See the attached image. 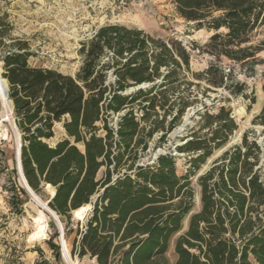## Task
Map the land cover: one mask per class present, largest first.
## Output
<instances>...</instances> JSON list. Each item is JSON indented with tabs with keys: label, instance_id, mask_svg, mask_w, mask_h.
Wrapping results in <instances>:
<instances>
[{
	"label": "trees",
	"instance_id": "obj_1",
	"mask_svg": "<svg viewBox=\"0 0 264 264\" xmlns=\"http://www.w3.org/2000/svg\"><path fill=\"white\" fill-rule=\"evenodd\" d=\"M171 3L195 30L212 33L202 53L213 63L203 73L191 72V54L181 42L120 24L102 25L81 42L82 63L74 77L33 67L27 43L4 44L0 18V47L5 48L0 76L8 85L21 136L23 176L34 194L46 186L55 190L47 206L65 238L73 231L72 213L92 204L82 226L77 223L72 242L71 254L79 259L170 264V242L187 220L174 244V264H264V100L252 121L260 133L244 132L197 178L198 211H193L197 191L190 177L237 131L228 107L201 105L196 112L198 120L174 149L188 159L184 175L176 171L173 151L139 164L154 136L160 134L162 144L198 103L197 84L189 76L247 97L243 84L230 88V76L215 62L238 64L249 74L262 63L257 56L264 51V40L252 44V37L264 28V0ZM141 85L148 87L128 93ZM262 92L264 98V85ZM247 98L254 103L252 95ZM113 115H118L115 127ZM59 122L66 138L50 146L46 141ZM18 192L28 199L24 188ZM57 236L54 230L46 243L53 263L37 249L34 264H62Z\"/></svg>",
	"mask_w": 264,
	"mask_h": 264
},
{
	"label": "rangeland",
	"instance_id": "obj_2",
	"mask_svg": "<svg viewBox=\"0 0 264 264\" xmlns=\"http://www.w3.org/2000/svg\"><path fill=\"white\" fill-rule=\"evenodd\" d=\"M0 18L2 19L1 31L4 34L2 37L4 44L7 46L13 40L27 43L32 54L29 65L54 69L73 77L82 63L78 53L81 42L90 38L98 27L105 24L135 27L154 37L181 42L191 54L190 70L194 74L205 72L213 63L210 55L202 53L212 33L195 30L191 24L181 19L176 14L171 0H0ZM262 40H264V28L253 34L252 44H258ZM3 50L5 48L0 47V54ZM257 57L262 60V63L255 66L254 73L251 74L244 72L245 70L238 64L226 60L215 62L220 66L223 74L230 76L228 80L230 88H233L235 84H243L245 86L243 94L247 97L252 95L255 99L253 104L247 97L233 96L226 89L212 88L205 82L189 76V80L197 84L194 93L199 101L195 108H189L183 116L182 122L188 117L184 130L177 135H172L171 132L160 145L158 143L160 134H156L149 142L148 150L139 158L140 165L151 164L158 155L173 151L176 171L178 175H184L189 168L188 159L185 155L177 154L174 149L183 144L181 138L184 137L187 127L194 126L198 120L196 112L202 109L201 105L212 106L213 110L219 106L228 107L238 129L227 146L216 151L200 170L190 177L193 188L197 191L194 212L199 210L197 178L211 167L213 161L226 148L239 142L244 132H249L251 135L252 132L260 133L261 128L252 125V121L261 112L264 100L262 92L264 51ZM0 72L2 73L1 63ZM207 88L211 89L207 91ZM135 89L130 88L129 90ZM248 106H250L249 110H247ZM180 127L181 124L175 130ZM53 131V138L46 141L50 146L66 138L63 122L56 123ZM17 139L18 133L14 126L13 112L7 114L0 102V264H34L39 259L37 249L42 251L46 260L53 263L52 253L46 243L53 236L54 230L58 234L61 262L68 264L62 252L61 235L57 226L42 206H47L54 189L46 186L39 194L33 193L34 196L27 193L28 199L25 201L18 192V188H23V183L16 169ZM259 142H262V138H259ZM77 147L83 150L82 145H77ZM102 174L103 169L97 177L101 178ZM91 209L92 204H88L73 212L72 233L65 238L62 232L63 239L61 240H64L68 256L74 264H95L94 260L88 257L79 259L71 254L77 223L82 226ZM37 223L46 225L43 238L33 237L38 229ZM61 228L63 231L62 225ZM186 229L187 220L183 223L182 231L170 242L166 255L170 264L175 262L173 251L175 241Z\"/></svg>",
	"mask_w": 264,
	"mask_h": 264
},
{
	"label": "water",
	"instance_id": "obj_3",
	"mask_svg": "<svg viewBox=\"0 0 264 264\" xmlns=\"http://www.w3.org/2000/svg\"><path fill=\"white\" fill-rule=\"evenodd\" d=\"M0 75H1V72H0ZM1 77V76H0ZM2 81H4V83H5V85H6V89H5V95H6V97L8 98V85H7V83H6V81L5 80H3L2 79ZM148 87V85H141V86H138L137 88H136V90H138V89H144V88H147ZM132 91H134V90H129V92L128 93H131ZM8 100H9V102H10V105H11V108H12V112H13V104H12V102H11V100L8 98ZM231 116H233V114H231ZM187 119H188V117H186L185 118V120L182 122V124H181V127L178 129V130H174L173 132H172V135H177V134H179L180 132H182L183 130H184V128H185V126H186V124H187ZM14 126H15V124H14ZM15 129H16V131H17V133H18V151L16 152V169H17V164H18V176H19V174L22 176V179H23V183H24V186H22L24 189H25V191L29 194V195H31L32 196V194H31V192H32V190L29 188V186L27 185V183H26V181H25V178H24V176H23V173H22V169H21V163H20V150H21V145H22V143H21V136H20V134H19V132H18V130H17V128L15 127ZM83 150H84V148H83ZM175 155V154H174ZM31 191V192H30ZM33 193V192H32ZM54 195H55V190H54V192H53V194H52V196H51V199L54 197ZM48 209H49V207L48 206H46ZM50 210V209H49ZM47 211V210H46ZM51 211V210H50ZM48 213H49V211H47ZM54 213V212H53ZM50 214V216L53 218V220H54V222H55V224H56V226H57V229H58V232L60 233V235H61V237L63 238V235H62V228H61V225H60V222L58 221V218H57V216H56V214L54 213V216L51 214V213H49ZM61 237H60V242H61ZM62 243V242H61Z\"/></svg>",
	"mask_w": 264,
	"mask_h": 264
},
{
	"label": "bare ground",
	"instance_id": "obj_4",
	"mask_svg": "<svg viewBox=\"0 0 264 264\" xmlns=\"http://www.w3.org/2000/svg\"><path fill=\"white\" fill-rule=\"evenodd\" d=\"M5 89H6V85L4 83V81H2V78L0 77V102L3 106V109L5 110V112L8 114V113H11L12 112V108H11V105H10V102L8 100V98L6 97L5 95ZM18 151V139H17V143H16V152ZM17 169H18V164H17ZM18 172V170H17ZM19 177L21 179V182L23 183V179H22V176L19 174ZM23 186H24V183H23ZM50 187V186H49ZM31 192V191H30ZM32 196L33 193L31 192ZM53 194V193H52ZM35 198V197H34ZM35 200H37L39 203H41L38 199L35 198ZM47 211H49V213H51L53 216H54V213L52 211H50L45 205H42ZM39 220V219H38ZM43 223V222H42ZM42 223H37V232L33 235L34 238L36 239H39V238H43L45 235H44V230H45V226L42 224ZM61 239H63L61 237ZM63 241V242H62ZM62 242V252L64 253V257H65V260L68 264H74L69 256H68V253L66 251V247H65V243H64V240H61Z\"/></svg>",
	"mask_w": 264,
	"mask_h": 264
},
{
	"label": "built area",
	"instance_id": "obj_5",
	"mask_svg": "<svg viewBox=\"0 0 264 264\" xmlns=\"http://www.w3.org/2000/svg\"><path fill=\"white\" fill-rule=\"evenodd\" d=\"M112 118H113L112 125H113V127H115L116 126V122L118 120V115H113Z\"/></svg>",
	"mask_w": 264,
	"mask_h": 264
},
{
	"label": "crops",
	"instance_id": "obj_6",
	"mask_svg": "<svg viewBox=\"0 0 264 264\" xmlns=\"http://www.w3.org/2000/svg\"><path fill=\"white\" fill-rule=\"evenodd\" d=\"M87 206V205H86Z\"/></svg>",
	"mask_w": 264,
	"mask_h": 264
}]
</instances>
